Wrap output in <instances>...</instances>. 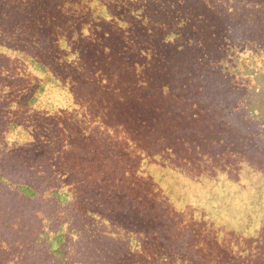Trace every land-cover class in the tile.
I'll return each mask as SVG.
<instances>
[{
  "label": "trees",
  "instance_id": "trees-1",
  "mask_svg": "<svg viewBox=\"0 0 264 264\" xmlns=\"http://www.w3.org/2000/svg\"><path fill=\"white\" fill-rule=\"evenodd\" d=\"M243 165L264 173V0H0V264H202L179 177L228 210Z\"/></svg>",
  "mask_w": 264,
  "mask_h": 264
},
{
  "label": "rangeland",
  "instance_id": "rangeland-1",
  "mask_svg": "<svg viewBox=\"0 0 264 264\" xmlns=\"http://www.w3.org/2000/svg\"><path fill=\"white\" fill-rule=\"evenodd\" d=\"M8 63H11L13 70L16 68L25 69V80L29 76L42 77L39 70L35 69L30 62L25 63L13 54ZM58 83L59 81L56 79L50 81L43 102H51L55 108L59 106L73 107L74 96L72 98L71 94L66 89L63 90ZM163 90H166L164 98L169 100V90L166 87ZM152 98L155 103L170 104V102L162 100L159 90L155 87ZM182 105L186 107L184 104ZM171 110V104L167 109L164 106L163 117ZM158 113L156 112V114ZM172 119L184 123L188 120V114L178 110L173 113ZM24 136L25 138L29 137L27 134ZM196 161L199 162L198 159ZM239 174L240 179L236 175H232L237 181L225 175L227 180L224 181V185L228 184V180H231V183L228 184L231 187L228 198L232 204L228 210L220 207V201L224 194L220 193L219 196L222 197L216 198V201L213 200L215 196L211 199V184L207 181H204L203 184L199 183L202 177L199 175L194 179L179 177L181 191L185 194L182 199L174 200V203L176 207L182 209L187 217L189 216L185 219L186 235L183 239L187 249L179 247L176 249L177 252L184 253L183 258L191 260L189 256L193 255L202 264H220L221 262L225 263L224 261H229L230 264H264V173L258 167L254 170L248 165H243L238 177ZM222 178L225 177L222 176ZM245 207L244 215L246 213L252 220V232H250V225L245 224V218L241 217ZM222 210L225 212V216L223 215L225 219L220 218L219 212ZM248 232L250 235L247 236ZM150 251H154V249L151 248ZM186 262L190 263V261Z\"/></svg>",
  "mask_w": 264,
  "mask_h": 264
}]
</instances>
